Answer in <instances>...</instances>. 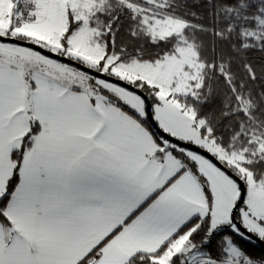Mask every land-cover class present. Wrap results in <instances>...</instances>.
<instances>
[{
  "label": "snow or ice",
  "instance_id": "1",
  "mask_svg": "<svg viewBox=\"0 0 264 264\" xmlns=\"http://www.w3.org/2000/svg\"><path fill=\"white\" fill-rule=\"evenodd\" d=\"M264 0H0V264H264Z\"/></svg>",
  "mask_w": 264,
  "mask_h": 264
},
{
  "label": "trees",
  "instance_id": "2",
  "mask_svg": "<svg viewBox=\"0 0 264 264\" xmlns=\"http://www.w3.org/2000/svg\"><path fill=\"white\" fill-rule=\"evenodd\" d=\"M253 248L255 249L257 255L264 253V248L259 246L258 244H254Z\"/></svg>",
  "mask_w": 264,
  "mask_h": 264
},
{
  "label": "water",
  "instance_id": "3",
  "mask_svg": "<svg viewBox=\"0 0 264 264\" xmlns=\"http://www.w3.org/2000/svg\"><path fill=\"white\" fill-rule=\"evenodd\" d=\"M256 244H258L259 246H261V247H263L264 248V244H261V243H256Z\"/></svg>",
  "mask_w": 264,
  "mask_h": 264
}]
</instances>
